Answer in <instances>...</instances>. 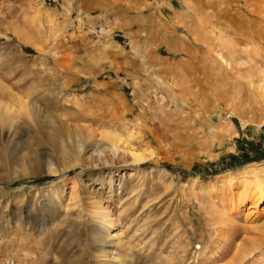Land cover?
Segmentation results:
<instances>
[{
    "label": "rangeland",
    "instance_id": "374dc122",
    "mask_svg": "<svg viewBox=\"0 0 264 264\" xmlns=\"http://www.w3.org/2000/svg\"><path fill=\"white\" fill-rule=\"evenodd\" d=\"M263 8L0 0V264H264Z\"/></svg>",
    "mask_w": 264,
    "mask_h": 264
},
{
    "label": "bare ground",
    "instance_id": "6f19581e",
    "mask_svg": "<svg viewBox=\"0 0 264 264\" xmlns=\"http://www.w3.org/2000/svg\"><path fill=\"white\" fill-rule=\"evenodd\" d=\"M257 2V1H256ZM257 5H258V2H257ZM251 7H252V5H251ZM258 8H260L259 6H258ZM264 9V8H263ZM253 12H256L257 14H260V13H258L257 12V10L254 8V11ZM237 46H238V44H237ZM259 50L260 51H262V48L260 49L259 48ZM242 52L244 53V54H247L248 55V57L247 58H249L251 55H254V50H245V51H243L242 50ZM260 56V55H259ZM241 62L240 63H242V64H238L237 66L236 65H234V64H236L237 62H231V61H226L225 60V63H226V66L228 67V66H232V64L236 67V69H237V72H239V73H241L242 74V76L243 77H247V73L249 72V71H252L253 70V65L251 66V67H249V68H244V69H242L241 68V66L242 65H246V62H244V60H240ZM248 62V61H247ZM247 64H250V63H247ZM257 83H260L259 82V80L257 79V80H252L250 83H249V86L250 85H252V86H254L255 84H257ZM251 87V86H250ZM256 89H257V91H258V94L260 95V97L261 96H264V85H262V84H260V85H258L257 87H256ZM132 157H133V160L135 161V162H138V161H141V160H143V157L141 156V154L139 155V154H133L132 155ZM110 225V224H109ZM252 242V241H251ZM251 249H252V247H251ZM250 251V249H246V247H245V245L243 246L242 244L241 245H238V247H237V249H236V255H241V258H243V257H245L246 255H247V253ZM247 252V253H246ZM232 264V263H231Z\"/></svg>",
    "mask_w": 264,
    "mask_h": 264
},
{
    "label": "trees",
    "instance_id": "16d2710c",
    "mask_svg": "<svg viewBox=\"0 0 264 264\" xmlns=\"http://www.w3.org/2000/svg\"><path fill=\"white\" fill-rule=\"evenodd\" d=\"M216 174H218V173H216ZM216 174H215V175H216ZM43 181H44V179H41V180H35L36 183H41V182H43Z\"/></svg>",
    "mask_w": 264,
    "mask_h": 264
}]
</instances>
